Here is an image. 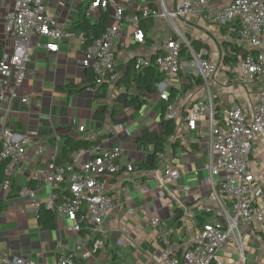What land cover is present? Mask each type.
<instances>
[{
	"label": "built area",
	"instance_id": "2783aa9c",
	"mask_svg": "<svg viewBox=\"0 0 264 264\" xmlns=\"http://www.w3.org/2000/svg\"><path fill=\"white\" fill-rule=\"evenodd\" d=\"M9 1L12 7L5 14L3 32L10 46L3 50L0 58V162L8 163L0 192L9 191L10 178L30 144L26 133L15 134L7 125L12 113L11 103L18 97L27 75L29 56L38 46L36 40L46 38L48 42L42 47L48 53H56L62 40L78 39L83 46L80 64L92 70L95 76L93 86L86 90L97 89L100 93L106 83L112 91L129 95L126 88L117 86L121 75L115 70L116 56L125 46L127 36L143 49H150L152 45L151 54L130 52L126 58L135 62L136 71L153 66L164 77L165 80L155 84L162 101L168 102L167 91L175 80L198 77L201 84L202 96L191 105V114L185 122L188 130L194 131L198 119L203 117L207 128L205 180L215 205L209 210L215 217L201 224L186 241L173 242L167 226L158 218H151L149 224L159 231L161 264H246L241 232L264 222V173L255 178L249 165L251 144L256 137L264 135V87L251 106V117L247 118L235 104L217 113L211 81L223 59L234 56L232 66L236 81L244 85L264 79V0H230L219 8L211 6L221 0H182L173 7L168 6L167 0H153L152 4H142L131 17L126 15L128 4L118 0H92L85 16L90 18L95 11H102L109 15V24L99 38L90 42L81 31L59 28L50 12L49 0ZM190 16H201L207 23L226 28L231 42L229 51H220V45L215 43V59L207 45L196 49L180 28V21ZM148 20L154 26L145 31L141 25ZM127 25L130 33L125 30ZM233 49L239 52L235 54ZM111 97L114 99L112 92ZM20 102L28 104L29 99L21 98ZM167 117H179L171 103ZM116 129L124 130L121 125ZM84 130V127L78 128L80 133ZM122 154L121 148L90 145L72 151L65 163L51 158L45 165L43 180L50 189L47 202L43 204L32 191L26 192L34 218L43 206L57 219L64 220L68 229L76 234V242L69 250L61 241L56 242L59 250L56 264L87 263L102 248L100 237L115 208L113 200L104 193L106 178L123 170L130 173L137 169L133 164L120 163ZM159 158L164 166L165 158L162 155ZM221 175L224 179L219 180ZM162 178L160 186L166 189L167 183L179 178V172L165 168ZM188 191V187H183L182 192ZM261 251L264 253V246ZM0 264H28V261L19 256H4L0 257Z\"/></svg>",
	"mask_w": 264,
	"mask_h": 264
},
{
	"label": "crops",
	"instance_id": "0c3cea01",
	"mask_svg": "<svg viewBox=\"0 0 264 264\" xmlns=\"http://www.w3.org/2000/svg\"><path fill=\"white\" fill-rule=\"evenodd\" d=\"M91 1L49 0L48 4L59 28L72 31L71 27L81 14L85 16ZM118 1L128 4V17L133 16L142 4L153 2ZM180 1L167 0V3L173 7ZM229 1L221 0L211 7L219 8ZM11 7L9 0H0V58L3 50L10 46L3 32V24L5 14ZM102 14L107 13L97 10L90 18L85 17L91 24H96ZM180 28L196 49L202 44L207 45L215 59V43L220 45V51H229L231 42L226 28L207 23L201 16L183 18ZM125 30L130 33V26L127 25ZM198 34L203 35L205 40H195ZM47 42L46 38L36 40L38 46L29 56L26 78L19 88L18 97L11 103L12 113L7 128L15 134L26 133L30 144L10 178L9 191L0 192V257L19 256L25 258L28 264H56L59 255L56 242L61 241L67 250L76 242V234L68 229L64 220L55 217V228L47 230L40 227L37 218L30 213L27 191H32L43 204L49 199L50 189L43 181L48 161L60 155L70 139L75 142H96L97 146L107 148H121L123 154L120 163L150 166L152 148H142L136 140L147 132H159L160 106L165 102L159 98L155 86V92L150 94L147 105L140 111L124 106L127 94H118L113 99V89L106 83L102 85L100 93L97 89L87 91V69L80 64L83 56L81 42L76 38L64 39L56 53L45 51L42 46ZM124 43L125 46L116 56L115 70L120 75L129 61L126 58L128 53H152V45L149 50L143 49L127 36ZM228 60L227 57L223 59L211 81L216 111L220 114L235 104L250 118L251 106L264 87V79L240 84L233 72L234 62ZM199 86L198 77H189L175 80L167 91L168 97L172 93L174 99L170 101L168 98L165 103H171L179 117L171 119L176 124V131L164 153L160 154L165 158L164 166L158 155L154 169L136 167L133 172L123 170L106 178L104 193L113 200L115 208L106 220L105 233L100 237L102 248L84 264H161L159 231L149 224L151 218H158L167 226L171 242L186 241L201 224L214 219L215 215L210 210L215 205L205 180L207 128L203 117L198 119L194 131H189L185 122V118L191 114V105L202 96ZM21 98H28L29 103L21 104ZM165 116L168 118L167 109ZM117 125L124 130H117ZM79 127L85 130L80 133ZM171 144L177 145L171 149ZM72 151L75 150L66 151V160ZM249 165L255 178H260L264 173V135L253 140ZM165 168L177 170L179 178L162 189L160 183ZM183 187H188L189 191L182 192ZM249 229L251 252L246 255V264H264V253L261 251L264 246V222Z\"/></svg>",
	"mask_w": 264,
	"mask_h": 264
},
{
	"label": "trees",
	"instance_id": "16d2710c",
	"mask_svg": "<svg viewBox=\"0 0 264 264\" xmlns=\"http://www.w3.org/2000/svg\"><path fill=\"white\" fill-rule=\"evenodd\" d=\"M109 24V17L107 14H102L98 19L96 24H91L86 17L81 14L76 23L71 27L72 31H81L85 34L87 41L90 42L99 38L105 31L107 25ZM152 21L148 20L146 23H142V28L145 31H149L152 27ZM238 29L237 26H235ZM233 37L235 34L232 35ZM233 52L237 54L239 52L236 49H233ZM229 58L230 61L235 62L236 56L233 58ZM229 60L227 62H229ZM135 62L133 60H129L126 63L125 68H123L120 80L117 83V86H121L126 88L129 91L128 98L126 99L124 106L127 108H133L135 110H142L144 106L147 105L150 94L154 93V86L156 83L162 80V77L157 74L156 69L153 66L144 68L140 71H136L134 69ZM86 87L93 86L95 81V76L92 70L87 69L86 71ZM188 89V87L186 88ZM174 95L171 93L169 95V100H173ZM168 103L162 102L160 106V116H159V124L160 129L159 132L150 131L143 135H141L136 143L142 148H152V163L150 166H145L142 163L136 164L137 168H145V169H154L156 162L158 161V155L163 154L167 145H169V141L175 134L176 124L174 120L168 119L165 116V111L168 107ZM97 145L95 142H75L73 140H67L65 144V148L62 153L56 157L57 163H63L66 160V151L70 150H78L80 148H86L90 145ZM177 144H171V149H174ZM7 161L0 162V185L6 179L4 176V170L7 165ZM1 211V210H0ZM55 216L54 213L50 210H47L43 206L38 210L37 222L38 225L44 229L52 230L55 228L54 222Z\"/></svg>",
	"mask_w": 264,
	"mask_h": 264
},
{
	"label": "rangeland",
	"instance_id": "374dc122",
	"mask_svg": "<svg viewBox=\"0 0 264 264\" xmlns=\"http://www.w3.org/2000/svg\"><path fill=\"white\" fill-rule=\"evenodd\" d=\"M127 27V26H126ZM202 36L203 35H197V37L195 38V40H199V41H204L205 39L204 38H202ZM213 53H215V52H213ZM224 67V66H223ZM118 95V92L116 91V90H114L113 91V97L115 98L116 96ZM222 179H224V175H221L220 177H219V180H222ZM249 230L250 229H248V228H245L242 232H241V234H242V242H243V244H244V246H245V254L246 255H248V253H250L251 252V249H250V242H249V238H248V232H249Z\"/></svg>",
	"mask_w": 264,
	"mask_h": 264
}]
</instances>
